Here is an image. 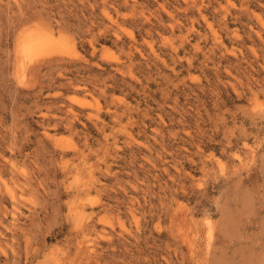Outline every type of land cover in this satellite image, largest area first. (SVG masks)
I'll return each instance as SVG.
<instances>
[{
    "label": "rangeland",
    "instance_id": "obj_1",
    "mask_svg": "<svg viewBox=\"0 0 264 264\" xmlns=\"http://www.w3.org/2000/svg\"><path fill=\"white\" fill-rule=\"evenodd\" d=\"M0 264H264V0H0Z\"/></svg>",
    "mask_w": 264,
    "mask_h": 264
},
{
    "label": "bare ground",
    "instance_id": "obj_2",
    "mask_svg": "<svg viewBox=\"0 0 264 264\" xmlns=\"http://www.w3.org/2000/svg\"><path fill=\"white\" fill-rule=\"evenodd\" d=\"M167 30H168V28H167ZM34 44V43H33ZM23 50V49H22ZM18 58V57H17ZM14 65H15V63H14ZM14 197V196H13Z\"/></svg>",
    "mask_w": 264,
    "mask_h": 264
}]
</instances>
